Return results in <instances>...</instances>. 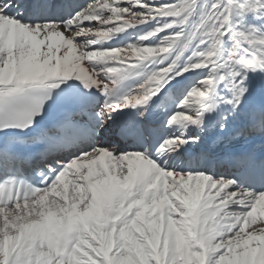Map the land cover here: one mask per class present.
Returning <instances> with one entry per match:
<instances>
[{
    "label": "snow or ice",
    "instance_id": "6c2138e0",
    "mask_svg": "<svg viewBox=\"0 0 264 264\" xmlns=\"http://www.w3.org/2000/svg\"><path fill=\"white\" fill-rule=\"evenodd\" d=\"M0 264H264V0H0Z\"/></svg>",
    "mask_w": 264,
    "mask_h": 264
}]
</instances>
